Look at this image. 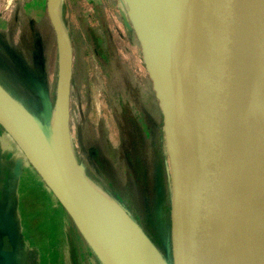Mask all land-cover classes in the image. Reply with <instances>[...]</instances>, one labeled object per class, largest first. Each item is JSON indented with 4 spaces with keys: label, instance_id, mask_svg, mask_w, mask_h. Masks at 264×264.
Returning <instances> with one entry per match:
<instances>
[{
    "label": "water",
    "instance_id": "water-1",
    "mask_svg": "<svg viewBox=\"0 0 264 264\" xmlns=\"http://www.w3.org/2000/svg\"><path fill=\"white\" fill-rule=\"evenodd\" d=\"M174 1L156 0L148 9L144 0H140L137 10L144 61L164 115L174 187V192L171 187L173 255L176 264H222L213 225L235 200L241 196L243 201L234 211L237 214L230 216H234L230 226L234 232L230 234L240 232L242 236L264 228V220L260 218L263 206L258 209V218L253 217L257 210L252 208L255 190L248 194L244 189L253 171L264 162V0H185L195 19L208 92L205 120L199 129L194 126L160 55V37ZM57 4L58 0H49L48 12L58 47L69 44L63 87L64 104L69 105L72 51ZM46 94L41 96L42 101ZM52 109L44 110V128L0 91V126L73 217L85 238L83 229L115 264H157L145 262L138 243L121 232L109 211L122 217L81 173L68 166L48 130ZM249 199L251 206L246 204ZM126 223L158 264H165L137 226L134 224L136 231ZM262 244L258 259L264 264L263 241ZM6 256L14 258V254ZM0 260L4 257L0 256Z\"/></svg>",
    "mask_w": 264,
    "mask_h": 264
},
{
    "label": "rangeland",
    "instance_id": "rangeland-1",
    "mask_svg": "<svg viewBox=\"0 0 264 264\" xmlns=\"http://www.w3.org/2000/svg\"><path fill=\"white\" fill-rule=\"evenodd\" d=\"M48 2L0 0V33L5 38L0 40V91L13 103L7 91L25 92L16 79L20 71L13 67L14 62H18L22 70L41 78L46 84L47 94L41 100L45 111L48 107L53 108L60 80L59 47ZM125 7L124 0H65L62 25L73 61L69 101L73 154L82 177L136 230L130 218L133 212L119 199L102 191L103 180L94 160L97 156L108 163L122 186L134 182L122 153L124 110H129L138 137H144L150 148V145H159L162 150L172 203L164 115L144 61L138 20L125 11ZM23 38L31 43L35 41L36 58L27 51ZM42 125L46 128V124ZM71 218L76 225L72 231V248H51L60 245L56 237L57 240L48 244L50 248H21L20 260L29 264H103ZM172 234L171 207L168 235L165 245L160 248L167 256L163 258L165 264H176ZM151 248L158 253L154 246Z\"/></svg>",
    "mask_w": 264,
    "mask_h": 264
},
{
    "label": "bare ground",
    "instance_id": "bare-ground-1",
    "mask_svg": "<svg viewBox=\"0 0 264 264\" xmlns=\"http://www.w3.org/2000/svg\"><path fill=\"white\" fill-rule=\"evenodd\" d=\"M156 0H144L148 9H151ZM127 7L125 11L138 19V5L140 0H124ZM11 1L8 2V6ZM65 0H58L57 11L62 21ZM132 20V19H131ZM59 48L60 61V80L58 86V95L54 102L52 112L49 118L48 130L60 148V152L68 166L77 174H80L77 158L72 151V135L70 133V105L64 104V79L66 74V56L68 55L69 44ZM160 55L168 73L175 82L185 106L188 108L194 126L199 129L206 115L207 108V83L201 66L199 55L198 35L195 27V19L191 14L190 7L185 0H175L169 7L162 35L160 37ZM164 128V127H163ZM165 152V151H164ZM167 153V152H166ZM172 192H174L173 180L171 183ZM245 193H252L255 190L256 198L252 208L257 210L253 217L256 218L260 213L258 209L264 208V162L261 163L251 174L250 179L244 187ZM241 197V196H240ZM239 197V198H240ZM250 197V195H249ZM234 203L216 220L213 225L214 237L218 247L222 264H261L258 256V248H262L264 242V228L256 233L252 230L243 233L242 236L232 235V219L234 211L238 204L242 202V197ZM260 204V205H258ZM257 205V207H256ZM114 218L121 232L127 237L138 243V250L144 257L146 263L154 262L158 264L150 249L140 240L136 232L128 224L109 211ZM264 220V212L260 213ZM258 218V217H257ZM262 224V222H261ZM264 224V221H263ZM82 228V227H81ZM83 229V228H82ZM87 239L94 246L97 254L105 264H115L111 257L91 238L83 229ZM255 233V234H254ZM253 236V237H252ZM257 255V256H256Z\"/></svg>",
    "mask_w": 264,
    "mask_h": 264
},
{
    "label": "trees",
    "instance_id": "trees-1",
    "mask_svg": "<svg viewBox=\"0 0 264 264\" xmlns=\"http://www.w3.org/2000/svg\"><path fill=\"white\" fill-rule=\"evenodd\" d=\"M0 33V40H4ZM24 39V38H23ZM27 51L37 57L35 41L25 38ZM29 41V42H27ZM41 46V45H40ZM13 67L19 72L16 78L24 88V93L7 91L12 100L34 120L46 124L41 96L47 92L41 78L28 74L18 62ZM134 119L129 110H124L123 131L125 143L122 147L123 159L131 171L134 182L122 186L111 167L101 157H94L98 172L102 177L101 189L112 198L119 199L128 210L133 212L132 222L151 243L162 258L160 248L165 245L169 231L170 197L168 193V172L162 150L159 145H150L144 137L136 134Z\"/></svg>",
    "mask_w": 264,
    "mask_h": 264
},
{
    "label": "crops",
    "instance_id": "crops-1",
    "mask_svg": "<svg viewBox=\"0 0 264 264\" xmlns=\"http://www.w3.org/2000/svg\"><path fill=\"white\" fill-rule=\"evenodd\" d=\"M75 227L69 212L0 127V264H29L20 260L21 248H50L56 237L60 245L51 248H72Z\"/></svg>",
    "mask_w": 264,
    "mask_h": 264
}]
</instances>
